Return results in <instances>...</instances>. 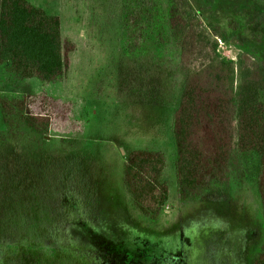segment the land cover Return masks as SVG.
<instances>
[{
    "label": "rangeland",
    "instance_id": "374dc122",
    "mask_svg": "<svg viewBox=\"0 0 264 264\" xmlns=\"http://www.w3.org/2000/svg\"><path fill=\"white\" fill-rule=\"evenodd\" d=\"M29 1L60 16L62 37L75 49L63 79L54 83L16 78L0 65V97L71 98L88 126L71 147L51 133L44 139L29 132L15 142L1 139L7 126L0 112V215L12 208L7 197L12 190L22 194L16 202H26L44 172L58 168L70 198L87 201L94 185L95 207L83 204L73 213L80 218L54 224L52 238L43 245L100 251L135 264H250L264 242L256 152L241 153L239 170L227 186L213 188L195 203L178 202L171 127L183 76L174 51L151 37L143 52H127L123 0ZM161 2L197 14L206 26H225L228 39L218 45L222 57L236 59L240 51L264 57V0ZM133 149L162 150L166 156L162 178L168 199L155 221L126 204L123 164ZM77 183L85 187L82 194L75 190ZM8 243L28 241L16 235Z\"/></svg>",
    "mask_w": 264,
    "mask_h": 264
},
{
    "label": "trees",
    "instance_id": "16d2710c",
    "mask_svg": "<svg viewBox=\"0 0 264 264\" xmlns=\"http://www.w3.org/2000/svg\"><path fill=\"white\" fill-rule=\"evenodd\" d=\"M122 11L127 52H143L153 37L178 59L183 84L171 132L179 204L198 202L213 188L227 186L239 170L241 153L254 151L264 213V57L252 51H240L236 59L222 57L218 45L227 41V28L206 26L197 14L174 3L123 0ZM74 49L75 44L62 37L59 15L29 0H0V65L9 75L58 82ZM0 112L7 126L1 139L15 142L29 132L44 139L51 133L71 147L88 126L75 100L42 93L0 97ZM165 167L162 150L133 149L126 154V204L146 221H155L168 199ZM75 190L85 192L83 183ZM88 194L92 198L87 201L70 198L58 168L44 172L26 202H16L22 194L12 190L7 195L12 208L0 215V264H135L100 251L43 245L52 238L54 224L80 218L73 213L83 204L95 207L94 185ZM16 235L27 237L28 244H9ZM250 264H264V242Z\"/></svg>",
    "mask_w": 264,
    "mask_h": 264
}]
</instances>
